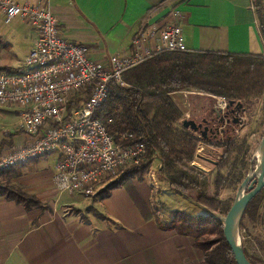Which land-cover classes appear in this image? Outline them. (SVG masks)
<instances>
[{"label":"crops","instance_id":"0c3cea01","mask_svg":"<svg viewBox=\"0 0 264 264\" xmlns=\"http://www.w3.org/2000/svg\"><path fill=\"white\" fill-rule=\"evenodd\" d=\"M163 1L17 0L55 14L60 36L86 47L90 59L98 63L128 55L137 24ZM173 11L182 15L184 43L195 52L264 55L252 0H188L174 10L165 5L150 16L147 31L162 30ZM0 18L3 31L12 34L6 32L8 39L0 47V71L18 72L37 35L20 19L6 22ZM179 95L185 99L182 93ZM171 99L182 120L194 122L190 110L204 98ZM200 112L203 118V107ZM19 125L18 111L0 108V155L24 144L26 138ZM57 159L53 154L21 164L16 167V177L0 174L1 185L7 178L42 205L26 210L0 197V264H193L203 258L192 239L160 228L153 204L157 191L151 189L150 181L133 182L136 199L123 187L103 200L96 194L83 197L59 193L52 180ZM259 216L257 224L264 236V207Z\"/></svg>","mask_w":264,"mask_h":264},{"label":"trees","instance_id":"16d2710c","mask_svg":"<svg viewBox=\"0 0 264 264\" xmlns=\"http://www.w3.org/2000/svg\"><path fill=\"white\" fill-rule=\"evenodd\" d=\"M188 0H165L150 10L137 24L133 39L148 29L150 16L165 5L176 9ZM252 6L261 40L264 44V0H252ZM1 44V43H0ZM15 71H0L11 74ZM123 86L111 82L105 102L97 110L94 119L105 126L107 133L119 143L121 137L131 136L124 146L143 145L146 156L142 163L127 170L118 179L104 185L95 195L98 199L109 197L118 188H125L136 199L133 182H143L148 169L157 161L158 175L169 189L185 197L207 211L206 215L193 216L173 210L168 222H160L162 230L174 232L194 241L193 247L203 254V264H236L232 251L223 235V221L232 205L220 199L226 185L238 182L254 171L255 153H250L246 140L235 137L240 118L251 115L257 102L264 103V58L217 53H163L144 62L122 76ZM194 92L205 98H223L228 104L227 124L214 138L222 149L218 172L240 161V170L230 177L217 175L213 182L190 164L196 158L202 137L181 128L182 114L171 99L175 93ZM89 92L76 95L68 106L71 113L88 101ZM199 97V96H197ZM232 104L231 107L229 105ZM240 106L237 109L236 106ZM209 116V117H208ZM209 118V119H208ZM214 106L210 107L206 120L211 128L223 127L215 120ZM205 120V121H206ZM237 124H234L235 122ZM22 133V132H21ZM16 168V167H15ZM2 174V173H1ZM16 177L14 168L3 173ZM0 184V197L22 205L26 210L42 208L39 201L20 189ZM248 191V190H247ZM264 187L247 205L244 216L252 223L259 221L264 207ZM138 202V199H137ZM99 215V213H96ZM242 217L239 231L241 247L250 264H256L246 250V231Z\"/></svg>","mask_w":264,"mask_h":264},{"label":"built area","instance_id":"2783aa9c","mask_svg":"<svg viewBox=\"0 0 264 264\" xmlns=\"http://www.w3.org/2000/svg\"><path fill=\"white\" fill-rule=\"evenodd\" d=\"M0 15L6 22L24 21L37 35L21 69L0 74V108L19 112V129L26 138L20 147L0 155V174L57 154L52 178L55 189L91 197L128 167L142 163L146 156L143 145H122L131 136H123L116 143L94 117L108 97L109 84L122 87L126 72L163 53L195 52L184 43L182 15L173 11L162 30L151 29L135 37L128 55L110 57L106 63L92 61L86 47L65 41L59 34L57 16L48 9L0 0ZM86 92L88 101L69 113L72 99ZM214 101L224 124L218 129L221 136L227 124L228 104L223 98ZM243 124L240 118L235 137L240 136ZM199 152L198 147L196 154ZM148 175L156 186L154 174Z\"/></svg>","mask_w":264,"mask_h":264},{"label":"rangeland","instance_id":"374dc122","mask_svg":"<svg viewBox=\"0 0 264 264\" xmlns=\"http://www.w3.org/2000/svg\"><path fill=\"white\" fill-rule=\"evenodd\" d=\"M3 28H4L3 19L0 18V43H1L0 47H3V40L5 41L8 39V37L6 36L7 35L6 32L11 34L10 31H7V30L3 31ZM13 51L17 52L16 46H14ZM0 53L3 54V48H0ZM188 93H190L191 96L186 95L185 99L183 96H180L179 93L172 94L171 97L174 100L184 99L185 101L189 99L191 100V99L204 98L202 99L203 101H201L200 105H197L195 106V108L190 110V112L192 111L190 113V118L194 120L195 123H199L201 119L206 118L207 113L209 115L210 107L215 106V101H214L215 98L197 97L199 95L194 92H188ZM202 107L204 108V111H206L205 114L203 115V118L200 117V115L202 116V113L200 112ZM242 119L244 120V124H243L244 126L241 130H239L240 136L236 138L239 140L245 139L247 142V146L250 149V153L254 152L255 155H257L258 148L260 146L261 140L264 135V103L262 101L257 102L252 114L250 116L246 115ZM205 140L203 143H201L198 146L200 149V152L196 154V158L194 162L190 164L191 166L195 164V167L197 169H199L201 172H203L209 177L211 183L213 182L214 178L218 174L230 177L232 174L237 173L240 170L238 168L240 166V163H239L240 161L238 160V162H233L235 163L234 166L233 165L231 167L229 166L226 169H223L222 171L218 172V170L215 167L217 163H221L220 159H221L223 151L222 149L215 147V145L217 144H214V142H208ZM158 164L159 163L157 161H154V163H152L146 175L144 176V182L146 181L151 182V179L149 178V175H148L149 173L154 174V177L158 178L157 179L158 186H153V184H151V189L158 192V193L156 192L155 197H153L155 201L153 204L156 207V215L161 220V222H164V223L168 222L170 218L169 213L170 211H173V210L184 211L193 216L206 215L207 211L205 209L199 207L193 202L188 201L185 197L172 192L167 187L166 183L163 180H161V178L158 177V168H157ZM129 168L131 167H128L127 169ZM14 172L16 173V168H14ZM248 175L249 174L247 173V175L243 177L241 180H239L238 182L227 184L226 185L227 187H225L220 194V199L228 203H233L241 191L242 182L245 180V178ZM121 176H119L118 178H120ZM5 180H6V183H3L4 185H7L13 189H18L16 188V186L11 184L10 180H8L7 178H5ZM102 187H104V185L99 187L96 190V193L100 191ZM242 217H244L243 223L246 227L245 229L246 231L245 232L242 231V232L243 234L245 233V236H246L245 246H246L248 255L252 260L255 261L256 264H264V236L262 232L260 231L261 228L259 227V223L258 224L256 222L252 223L251 220H249L247 216H244V214ZM238 234H239V239L241 243L240 231L238 232ZM202 262H203V258L200 261L195 262L193 264H203Z\"/></svg>","mask_w":264,"mask_h":264},{"label":"water","instance_id":"95a60500","mask_svg":"<svg viewBox=\"0 0 264 264\" xmlns=\"http://www.w3.org/2000/svg\"><path fill=\"white\" fill-rule=\"evenodd\" d=\"M232 104L229 105L231 107ZM240 109V106H236ZM218 124H222L219 118V113L215 111V119ZM236 121L234 124H237ZM211 127L210 122L204 121L202 124L197 125L193 121H182L181 128L193 134L200 135L204 140L207 139L206 135L208 129ZM213 131L218 135V128L212 127ZM256 166L254 171L249 175L241 184V191L237 198L232 203L224 221H223V235L226 243L230 247L236 264H250L246 259L239 239V225L244 214V211L249 202L260 193L264 187V135L261 140L260 146L257 151ZM251 183V184H250ZM248 190V191H247Z\"/></svg>","mask_w":264,"mask_h":264},{"label":"flooded vegetation","instance_id":"af4514ba","mask_svg":"<svg viewBox=\"0 0 264 264\" xmlns=\"http://www.w3.org/2000/svg\"><path fill=\"white\" fill-rule=\"evenodd\" d=\"M206 119H201L200 120V122L199 123H196L197 125H200V124H202L204 121H205ZM206 122H207V120H206ZM215 135H217L214 131H213V129H211V127L208 129V132H207V135H206V138L207 139H212V138H214L215 137Z\"/></svg>","mask_w":264,"mask_h":264}]
</instances>
